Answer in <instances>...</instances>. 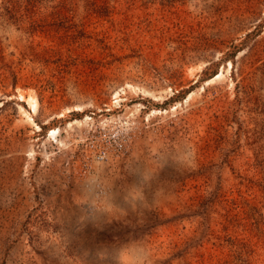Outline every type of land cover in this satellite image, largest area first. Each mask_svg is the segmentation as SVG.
Instances as JSON below:
<instances>
[{
	"label": "rangeland",
	"instance_id": "374dc122",
	"mask_svg": "<svg viewBox=\"0 0 264 264\" xmlns=\"http://www.w3.org/2000/svg\"><path fill=\"white\" fill-rule=\"evenodd\" d=\"M0 264H264V0H0Z\"/></svg>",
	"mask_w": 264,
	"mask_h": 264
},
{
	"label": "bare ground",
	"instance_id": "6f19581e",
	"mask_svg": "<svg viewBox=\"0 0 264 264\" xmlns=\"http://www.w3.org/2000/svg\"><path fill=\"white\" fill-rule=\"evenodd\" d=\"M221 74H222V72H221V73H218L217 76H220ZM29 103H30V105H31V107H32V109H33V112H36V110H37V106H38V101H37V99H36V98H31V99L29 100ZM24 112H25V111H24ZM25 115L27 116V118H28L29 120H32V116H31L29 113L25 112Z\"/></svg>",
	"mask_w": 264,
	"mask_h": 264
},
{
	"label": "built area",
	"instance_id": "2783aa9c",
	"mask_svg": "<svg viewBox=\"0 0 264 264\" xmlns=\"http://www.w3.org/2000/svg\"><path fill=\"white\" fill-rule=\"evenodd\" d=\"M87 117L90 118L89 116H87ZM107 155H108V151H107V149H105V148H100V149H98V151H97L96 159H97V160H102V159H104Z\"/></svg>",
	"mask_w": 264,
	"mask_h": 264
}]
</instances>
